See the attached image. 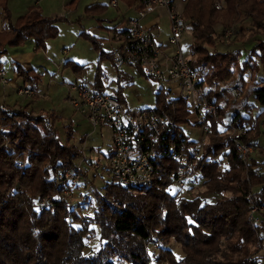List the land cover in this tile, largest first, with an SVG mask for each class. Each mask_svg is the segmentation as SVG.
<instances>
[{
	"label": "trees",
	"instance_id": "trees-1",
	"mask_svg": "<svg viewBox=\"0 0 264 264\" xmlns=\"http://www.w3.org/2000/svg\"><path fill=\"white\" fill-rule=\"evenodd\" d=\"M186 1L183 15L192 27L193 40L185 56L199 89L217 108V114L209 116L211 130L203 137L188 193L176 200L178 189L168 175L172 161L162 165L161 179L138 188L118 182L105 165L111 179L98 188L95 180L106 175L98 168L90 176L89 166L95 162L78 161L82 152L71 143L72 123L66 126L68 136L62 141L60 116L55 112L0 105V264H244L249 255L254 256V264H264V212L258 214L259 222L250 219L252 203L264 201V158L255 155L261 133L252 125V117L241 112L249 108L252 95L264 106V79L259 80V73H264V0ZM4 19L0 57L6 47L20 46L30 38L38 48H46L49 39L59 34L58 19L44 16L35 6L13 22L7 0H0V21ZM245 21L249 28L236 37L248 46L218 51L226 31ZM17 71L30 84L27 87L37 90L39 74L33 69ZM102 74L99 69L93 84L100 92L105 90ZM235 91L245 98L235 100L231 96ZM107 94L124 100L121 89ZM157 96L158 105L175 114L188 148L198 144L184 127L191 123L189 100L167 99L163 89ZM231 111L230 125L223 127ZM231 128L247 129L233 134ZM235 140L254 147L247 160ZM70 166H79L80 182L72 184L61 177ZM65 190H73L76 197L70 198ZM44 199L46 204L41 206ZM96 239L98 249L86 253ZM173 240L184 253L180 258L167 247Z\"/></svg>",
	"mask_w": 264,
	"mask_h": 264
},
{
	"label": "built area",
	"instance_id": "built-area-1",
	"mask_svg": "<svg viewBox=\"0 0 264 264\" xmlns=\"http://www.w3.org/2000/svg\"><path fill=\"white\" fill-rule=\"evenodd\" d=\"M136 15L127 17V27L113 33L116 43L112 51V58L116 67L133 66L145 75L162 81H169L172 88L169 92L175 96L184 97L190 102V125L198 126L202 131V138L195 146L187 144V138L175 120V114L156 105L139 110L125 107L116 97L98 91L85 83H69L68 96L76 111L81 113L94 128L109 125L113 132V149L109 155V164L114 178L125 186L132 188L145 187L153 184L164 175L162 165L172 161L173 169L169 170V177L178 189L176 200L188 193V181L195 174V161L201 155L203 137L211 130L210 115L217 114L216 105L210 102L198 87L196 73L191 69L189 60L182 49V39L188 22L183 12L174 7L176 0H135ZM186 1V0H184ZM113 6L119 0H111ZM158 7H167L171 21L172 33L167 45L160 42L142 20L156 11ZM220 2L217 8H221ZM235 34V30L226 31L227 36ZM6 71L0 70V82L9 83L5 77ZM163 89V88H162ZM21 96L37 95L36 91L27 86H18ZM237 98L240 91H235ZM196 116L193 122L191 115ZM233 134H243L246 128H231ZM236 147L243 160L254 153V147L241 140H235ZM86 158V156H85ZM228 164L227 156H224ZM167 161V162H165ZM169 163V162H168ZM94 168L100 164L94 163ZM79 166L67 167L61 175L65 181L72 184L83 178L78 171ZM168 171V169H167ZM73 190H65L70 198L76 195ZM252 203V194L248 196ZM46 204V199L41 206ZM264 212V201L252 203L250 219L259 222L260 213ZM156 246V245H155ZM244 264H254V258L248 257Z\"/></svg>",
	"mask_w": 264,
	"mask_h": 264
},
{
	"label": "rangeland",
	"instance_id": "rangeland-1",
	"mask_svg": "<svg viewBox=\"0 0 264 264\" xmlns=\"http://www.w3.org/2000/svg\"><path fill=\"white\" fill-rule=\"evenodd\" d=\"M36 1L7 0V6L13 21L27 13L29 8L33 6L39 8L44 16L58 19V36L49 39L46 48H42V50L46 49L43 51L48 55V58L54 61V63L50 60L48 62L52 66L48 68L49 72H44L43 70L45 81L56 78L59 81L67 80L70 83L83 82L90 87H94L93 83L96 80L99 69H101L104 72L101 78L106 87L105 91L111 92L113 88H117V80L119 79V71L117 69L119 68L116 67L112 58V51L116 43L112 39V31L106 28H111L115 25L117 19H121L126 15L128 17L135 16L136 11L128 10L124 0H120V11L111 5V0H39V4H36ZM186 2L184 0H176L174 2L175 9L183 12ZM98 3L107 4V9L101 11L96 9L88 10L91 5ZM142 22L152 28L153 33L160 42L164 45L168 44L172 27L167 7H158L155 12L149 14ZM219 30L221 29L219 28ZM192 40V27L188 25L182 39V49L185 55L189 53V45ZM103 51L107 54L111 52V56L108 57L107 54L102 56L101 53ZM248 52L249 47L242 53L241 63L246 59ZM3 60V65H1L8 71L11 66V60H6V58H3ZM68 61L71 62L67 65ZM77 65L80 66L78 70L76 69ZM120 70H125L121 75L125 79L122 82L125 85L123 90L124 100L122 102L128 109L139 110L158 105L157 95L162 88L163 94L167 99L175 96L169 92L172 88L169 81L149 77L133 66H124ZM9 72L11 73V71ZM28 97L33 98L32 96ZM189 101L193 102L192 99ZM69 117H71L70 120H59L63 121L58 124L61 140L66 141L69 132L66 126L72 123L73 135L71 143L75 144L82 152L78 161L86 156L88 160L100 164L101 167L98 170L106 177L104 179L97 178L95 184L96 187L101 188L106 181L111 179L110 172V176H108L103 166L109 164L108 158L113 149L112 128L109 125L94 128L78 111H72ZM191 118L193 122H196L194 113ZM184 127L191 139L200 140L202 138V131L198 126L187 124ZM85 165H88L87 162H85ZM96 170V168L89 166V175L96 173ZM174 191H176V187H174ZM78 212L82 214L79 209ZM98 247L99 243L96 239L89 243L85 251L86 253L94 252ZM167 247L179 258L184 255L181 246L174 240ZM149 249L155 250V252L159 251V247L156 248L155 246L154 248L149 246ZM261 251L264 252V246ZM250 256L253 255L248 257ZM164 264H171V262L166 261Z\"/></svg>",
	"mask_w": 264,
	"mask_h": 264
},
{
	"label": "crops",
	"instance_id": "crops-1",
	"mask_svg": "<svg viewBox=\"0 0 264 264\" xmlns=\"http://www.w3.org/2000/svg\"><path fill=\"white\" fill-rule=\"evenodd\" d=\"M36 4H39V0L36 1ZM124 4L126 5L128 10H135L136 1L135 0H124ZM98 7L95 8L98 11L107 9V4H101L98 3ZM112 5V4H111ZM113 6V5H112ZM120 11V0L119 4L117 6H113ZM136 11V10H135ZM152 14V13H151ZM120 16V15H119ZM127 16V15H126ZM123 17L121 19H117V22L114 26L110 29L112 33L115 31L123 30L127 27V17ZM116 19V18H115ZM12 20V19H11ZM13 21V20H12ZM15 21V20H14ZM13 21V22H14ZM249 21H245V23H239L235 26V34L231 36H224V41L217 44V50L220 52H225L228 50H235L238 48H244L247 44L242 43L240 41H237L238 38L236 36H239V32L241 30H245L249 28ZM7 26V20H1L0 21V29ZM222 26L219 25V28ZM220 32V31H219ZM236 37V38H235ZM248 46V45H247ZM7 52L2 54L0 57V62L3 65V58L6 60H11V66L10 69L7 71L3 66L0 67V70H5V77L9 80V83L7 85H2L0 82V105L1 106H10V107H16V106H25L29 105L30 108H32L35 112H43V111H53L57 115L60 116V120H70L71 117H69L72 113V111H75V108L71 104L68 96V84L70 82H67V80H61L59 79H52L49 81H45L44 79V72H49V67H52L48 62L49 60L54 63L53 60L48 58V55L44 52L46 49L38 48L37 42L33 38L28 39L24 44L17 46V47H6ZM246 51V50H245ZM111 53V52H110ZM45 58V59H44ZM74 62V61H72ZM18 68H22L23 70H31L33 69L37 74L40 75L41 79L36 84V93L37 95L33 98L21 96L17 93V87L26 85L30 86L29 83L25 82L22 77L19 76ZM123 68V67H121ZM138 69V68H137ZM119 71V79L117 80L118 87L113 88V91L107 92L104 90V92L107 93H113L118 89H121L122 92L125 88V85L122 84V82L125 80L122 75V72H125V70ZM11 71V73L9 72ZM104 73V72H103ZM11 74V75H9ZM264 79V73H259V80ZM94 84V83H93ZM102 84H105L102 81ZM33 85V84H32ZM34 86V85H33ZM124 95V93H123ZM231 96L235 100H243V96L237 98L236 95L234 96V92L231 93ZM248 103L250 104L249 108L242 109L241 112L247 116L252 117L251 123L253 126H256V128L260 131L261 137L258 139V145L261 150H264V106H262L254 97V95L250 96L248 98ZM74 109V110H73ZM234 112H229L227 117L225 118V124H223V127H227L230 125V121L233 118ZM63 121H58V124ZM250 127V124H248L247 128ZM246 128V129H247ZM259 148L255 151V155H260L261 159L264 158V152H259ZM259 157V158H260ZM258 158V157H257Z\"/></svg>",
	"mask_w": 264,
	"mask_h": 264
}]
</instances>
